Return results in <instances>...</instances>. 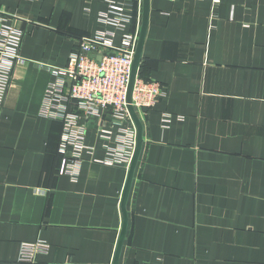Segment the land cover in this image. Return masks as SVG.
<instances>
[{
	"label": "crops",
	"instance_id": "obj_1",
	"mask_svg": "<svg viewBox=\"0 0 264 264\" xmlns=\"http://www.w3.org/2000/svg\"><path fill=\"white\" fill-rule=\"evenodd\" d=\"M109 1L141 26L143 0H0L23 60L0 114V264H113L129 170L96 162L112 112L87 125L75 179L59 173L64 124L41 114L79 39L109 30ZM142 63L162 95L141 115L120 264H264V0H151ZM38 242L49 253L21 262Z\"/></svg>",
	"mask_w": 264,
	"mask_h": 264
},
{
	"label": "built area",
	"instance_id": "obj_2",
	"mask_svg": "<svg viewBox=\"0 0 264 264\" xmlns=\"http://www.w3.org/2000/svg\"><path fill=\"white\" fill-rule=\"evenodd\" d=\"M218 2L213 0L215 4ZM108 7V11L100 15L99 22L109 30L79 39L78 50L71 57L69 66L55 71L57 80L47 88L41 113L64 124L59 173L73 179L77 176L83 154L86 151L93 153V148L86 144L87 125L91 119L105 117L103 113L107 110L112 112L111 125L100 127L98 133L107 143L116 139L114 145L105 146V159L96 162L121 165L129 170L135 154L137 129L127 109V93L140 23L133 32H127L134 19L126 13L124 5L109 1ZM6 18L10 17L0 14V114L14 69L23 62L20 55L22 33L7 28L4 25ZM116 31L123 32L119 45L115 42ZM161 95L159 83L137 75L132 105L140 115H143V109H151ZM70 105L75 106L77 112L69 113ZM165 121L170 122V119ZM49 251L50 245L45 242L24 243L20 261L33 263L38 255H47Z\"/></svg>",
	"mask_w": 264,
	"mask_h": 264
},
{
	"label": "water",
	"instance_id": "obj_3",
	"mask_svg": "<svg viewBox=\"0 0 264 264\" xmlns=\"http://www.w3.org/2000/svg\"><path fill=\"white\" fill-rule=\"evenodd\" d=\"M150 1L151 0H143L142 5V20H141V26H140V32H139V38L137 43L136 52L133 59V65L131 69V75H130V81L128 86V93H127V109L128 112L136 126L137 129V139H136V149L135 154L131 163V166L128 171V176L126 180V184L124 187L122 200H121V213H122V229L121 233L118 239V244L116 248L115 257L113 260V264H120V258L122 255L125 238L128 230V224H129V215H128V202L130 198V194L132 191L133 183H134V177L135 173L140 161V157L143 150V144H144V127L141 120V115L139 112H137L133 105V93L135 88V83L137 79V75L141 74V64L143 61V52H144V46L146 42L147 32H148V25H149V17H150ZM98 60H100V57H98ZM144 113L148 112V109H143Z\"/></svg>",
	"mask_w": 264,
	"mask_h": 264
},
{
	"label": "trees",
	"instance_id": "obj_4",
	"mask_svg": "<svg viewBox=\"0 0 264 264\" xmlns=\"http://www.w3.org/2000/svg\"><path fill=\"white\" fill-rule=\"evenodd\" d=\"M142 66H143V63L141 64V69H142ZM140 76L143 77L142 72H141Z\"/></svg>",
	"mask_w": 264,
	"mask_h": 264
}]
</instances>
